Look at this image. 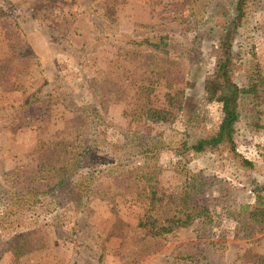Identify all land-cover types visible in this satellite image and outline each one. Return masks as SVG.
<instances>
[{"label":"rangeland","instance_id":"obj_1","mask_svg":"<svg viewBox=\"0 0 264 264\" xmlns=\"http://www.w3.org/2000/svg\"><path fill=\"white\" fill-rule=\"evenodd\" d=\"M191 1L8 0L13 8L0 17V181L8 182L5 176L13 170L20 187L40 177L35 174L40 144L52 147L85 127L106 123L165 143L152 179L158 195L192 202L203 215L178 239L158 241L147 254L133 253L125 238L132 234L134 243L143 242V223L166 210L137 203L135 184L131 178L124 184L117 173L115 179L102 177L100 185L110 190L89 205L74 243L45 234L48 247L38 250L24 238L29 212L6 220L0 205V264H123L130 255L136 259L126 264H169L177 247L195 240L228 243L235 263L247 250L264 254V232L239 237L244 235L240 202L254 203L253 187L264 195V175L240 170L224 156H189L169 144L195 123H205L208 131L217 128L215 112H196L204 102L206 72L219 54L210 36L225 21L224 1L200 3L204 22L197 30L203 37L197 66L125 47L128 37L168 34L178 48L193 29L185 24ZM247 60L241 75L264 85V38H254ZM148 108L168 111L167 123L152 122L143 114ZM240 127L239 150L264 166V129ZM105 135L116 138L111 130Z\"/></svg>","mask_w":264,"mask_h":264},{"label":"trees","instance_id":"obj_2","mask_svg":"<svg viewBox=\"0 0 264 264\" xmlns=\"http://www.w3.org/2000/svg\"><path fill=\"white\" fill-rule=\"evenodd\" d=\"M202 1H191L185 24L193 29L186 41L177 45L178 48L172 47L174 42L168 34L128 37L125 47L167 60L183 59L188 66H197L202 58L203 37L197 33L204 22L203 15L198 11ZM223 1L225 10L222 21H225H221L222 25L218 24L210 36L219 54L206 72L204 102L196 112H215L217 128L214 132L208 131L205 123H195L193 130L175 134L176 140L172 143V140L169 141V144L174 145L176 151L189 156H224L240 170L264 175V166L245 157L238 146L240 125L243 123L245 127L264 129V85L241 75L243 67H247L249 62L247 58L254 38H264V0ZM12 8L8 0H0V17L7 15ZM188 21L192 23L188 24ZM141 27L139 25L137 29ZM28 101L29 98L26 103ZM157 109L163 111L158 112ZM143 114L148 115L154 123H167V117L171 115L164 108H148ZM107 130L113 131L116 138L109 139L105 135ZM43 144L39 147L40 169L35 173L40 177H34L20 187L18 180L12 179L17 174L13 170L5 176L10 178L6 184L0 181V205L4 210L2 217L8 220L21 215L22 211L29 212L32 221L31 226L24 230V238L30 239L38 250L48 247L44 244L45 234H57L60 240L74 243L71 238L80 231L79 220L88 212L89 205L110 190V187L100 185L102 177L115 179L113 175L117 173L123 174L120 179L124 184L126 179L131 178L136 191L132 199L137 203H157L166 210L165 216H152L143 223V242L134 243L132 234L125 238V244L130 246L133 253L138 250L147 254L155 251L158 241L178 239L180 231L194 225L203 215V209L192 202L158 195L152 179L161 152L168 147L163 142H154L153 138H144L130 129L123 131L104 123L85 127L70 140L62 138L52 147H44ZM192 177L190 175L191 182ZM249 194L258 205L240 202L239 209L243 211L240 213L244 214L240 224L244 235L239 237L247 239L264 232L263 191L253 187ZM229 249L230 245L223 241L195 240L177 247L168 263L264 264V254L255 253L252 249L245 251L238 263L231 262ZM133 258L132 255L127 256L123 264L135 261L136 257Z\"/></svg>","mask_w":264,"mask_h":264},{"label":"built area","instance_id":"obj_3","mask_svg":"<svg viewBox=\"0 0 264 264\" xmlns=\"http://www.w3.org/2000/svg\"><path fill=\"white\" fill-rule=\"evenodd\" d=\"M263 237H264V235H263Z\"/></svg>","mask_w":264,"mask_h":264}]
</instances>
